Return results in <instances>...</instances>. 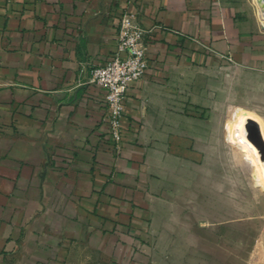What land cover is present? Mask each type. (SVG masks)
Returning a JSON list of instances; mask_svg holds the SVG:
<instances>
[{
    "label": "crops",
    "instance_id": "1",
    "mask_svg": "<svg viewBox=\"0 0 264 264\" xmlns=\"http://www.w3.org/2000/svg\"><path fill=\"white\" fill-rule=\"evenodd\" d=\"M124 12L148 66L115 149L87 81ZM226 66L264 68L247 0H0V264H156L148 102L174 72Z\"/></svg>",
    "mask_w": 264,
    "mask_h": 264
},
{
    "label": "rangeland",
    "instance_id": "2",
    "mask_svg": "<svg viewBox=\"0 0 264 264\" xmlns=\"http://www.w3.org/2000/svg\"><path fill=\"white\" fill-rule=\"evenodd\" d=\"M148 103L156 264H264V68L174 72Z\"/></svg>",
    "mask_w": 264,
    "mask_h": 264
},
{
    "label": "built area",
    "instance_id": "3",
    "mask_svg": "<svg viewBox=\"0 0 264 264\" xmlns=\"http://www.w3.org/2000/svg\"><path fill=\"white\" fill-rule=\"evenodd\" d=\"M147 31L134 13L124 12L119 20L111 59L90 70L88 84L105 91V120L115 149L121 142V119L129 86L142 79L147 69Z\"/></svg>",
    "mask_w": 264,
    "mask_h": 264
},
{
    "label": "bare ground",
    "instance_id": "4",
    "mask_svg": "<svg viewBox=\"0 0 264 264\" xmlns=\"http://www.w3.org/2000/svg\"><path fill=\"white\" fill-rule=\"evenodd\" d=\"M255 3L258 7V18L261 20L262 23H264V1L262 0H255ZM258 142L261 148L264 149V134L258 135Z\"/></svg>",
    "mask_w": 264,
    "mask_h": 264
},
{
    "label": "water",
    "instance_id": "5",
    "mask_svg": "<svg viewBox=\"0 0 264 264\" xmlns=\"http://www.w3.org/2000/svg\"><path fill=\"white\" fill-rule=\"evenodd\" d=\"M262 1H264V0H262Z\"/></svg>",
    "mask_w": 264,
    "mask_h": 264
}]
</instances>
